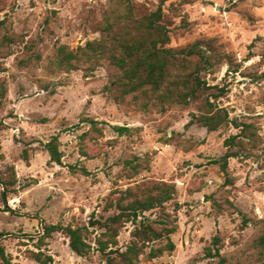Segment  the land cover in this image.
<instances>
[{"label":"rangeland","instance_id":"374dc122","mask_svg":"<svg viewBox=\"0 0 264 264\" xmlns=\"http://www.w3.org/2000/svg\"><path fill=\"white\" fill-rule=\"evenodd\" d=\"M158 11L166 48L201 43L216 62L201 75L212 88L188 107L122 98V72L106 60L72 72L57 67L61 46L139 37L140 22ZM209 102L229 117L216 132L199 123ZM232 121L252 124L257 136L225 174L216 161L240 134ZM113 126L131 133L119 136ZM56 135L60 165L45 149ZM0 147V177L13 181L14 167L17 179L7 190L0 185V246L9 264H42L33 258L39 252L51 264H107L98 246L104 230L92 221L116 213L108 209L115 191L158 182L175 184L182 205L176 250L140 264H220L206 257L216 236L224 264H264V0H0ZM147 156L149 170L132 176L128 163ZM58 224L84 228L90 253L77 255L62 233L43 240L44 226ZM134 229L126 224L111 250L125 251ZM0 264H7L1 256Z\"/></svg>","mask_w":264,"mask_h":264},{"label":"trees","instance_id":"16d2710c","mask_svg":"<svg viewBox=\"0 0 264 264\" xmlns=\"http://www.w3.org/2000/svg\"><path fill=\"white\" fill-rule=\"evenodd\" d=\"M162 21V12L158 11L140 22L139 30L142 34L139 37L131 39L114 37L111 40L88 42L85 47H79L76 51L70 50L67 46H61L57 51L56 65L62 71L72 72L80 69L82 65L96 66L102 60H106L122 72L119 80L122 98L133 96L137 101L141 98H147L149 101L154 99L155 106L162 110H165L166 106L188 107L193 100L199 98V92L212 88L202 80L201 75L213 69L216 62L213 55L202 50L201 43L180 51L166 48L170 43V37ZM1 93L4 96L5 91ZM149 107V102L142 105L143 110ZM88 122L97 129L98 121L89 120ZM199 123L209 132H216L229 123L228 113L225 109L216 108L209 102L207 112L199 118ZM232 123L240 130V134L225 141L227 153L221 160L216 161L217 164H221L225 174H227L229 160L240 157V149L246 145V142L255 143L257 136L252 124L237 121ZM112 129L119 136L131 133V129L126 126H113ZM60 146L58 135L46 143L45 149L50 154L51 164L62 163L64 155ZM237 148L239 150L236 151ZM23 158L29 161L27 150L24 151ZM150 163L151 157L147 156L145 162L139 159L136 164L129 162L128 166L132 176H136L140 174L144 166L149 170ZM80 170L86 176L90 174L85 168ZM11 171L13 181H4L0 177V185L4 186L5 190L8 185H13L17 180L15 168L11 167ZM226 182L234 184L229 177ZM108 209H114L116 213L104 222L95 220L91 223L93 227L98 226L104 230L98 240V246L107 264H140L142 258L152 262L176 250L172 236L179 231V212L182 205L177 199L175 184L158 182L138 185L125 191H115ZM148 213L151 214L150 217L147 216ZM243 217V227H246L249 219L244 215ZM128 223H133L135 226L131 243L123 252L111 250L118 246L120 231ZM84 230V228L75 229L61 224L45 225L42 239H49L55 233H62L69 237L73 252L84 257L91 251V246L84 239ZM3 236L0 233V239ZM260 243L264 246V236L260 239ZM212 246L206 249V257L219 258L220 264H224L220 237L213 238ZM0 256L7 264L10 263L2 246H0ZM33 258L42 264L54 262L53 257L46 256L42 252L33 253Z\"/></svg>","mask_w":264,"mask_h":264}]
</instances>
